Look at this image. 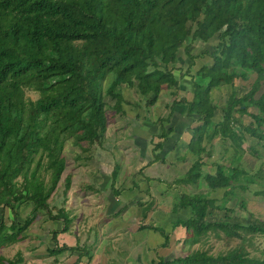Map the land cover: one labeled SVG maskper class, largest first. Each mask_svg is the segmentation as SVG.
<instances>
[{
  "label": "trees",
  "instance_id": "1",
  "mask_svg": "<svg viewBox=\"0 0 264 264\" xmlns=\"http://www.w3.org/2000/svg\"><path fill=\"white\" fill-rule=\"evenodd\" d=\"M211 38L216 39L207 52L212 62L202 63L192 76L190 99L181 95L169 104L170 109L184 104L185 115L197 121L187 141L188 149L197 156L178 181L203 179L210 189L225 188L226 195L236 186L244 188L254 182L261 186L257 191L264 192L259 167L246 169L240 162L246 134L260 139L264 146V90L258 93L264 82V0H0V212L7 207L12 215L8 222L0 216V246L17 239L30 222V213L39 209L50 219H59L60 230H67L69 214L63 206L49 205L47 198L64 167V141L71 139L81 146V141L92 144L103 137V78L107 76L104 92L113 97V107L120 108L123 101L115 91L122 83L137 87L145 103H153L161 85L178 87L174 65L180 50L189 66L194 58L189 50L192 41ZM249 72L255 75L247 90L240 95L230 90L219 105L220 119L213 121L217 105L211 88L221 81L246 79ZM181 75L184 73L179 72ZM25 88L35 90L37 96H25ZM250 105L256 111H249ZM234 112L248 114L253 122L243 124ZM166 118L156 122L162 140L172 130L171 126L164 128ZM210 123L213 127L207 133ZM216 134L228 139L229 161L217 160L212 170L204 169L202 154L210 156L208 142ZM159 147L161 142H155L152 158L162 161L154 152ZM247 149L259 156L252 144ZM116 170L113 163L109 186ZM68 183L65 177V187ZM21 201L32 203L23 220L15 211V204ZM151 203L141 208L142 216ZM171 208L189 209V215L172 223L184 228L190 242L209 231L240 238L248 233L264 234V220L251 212L244 223L220 215L210 219L208 215L215 209H234L208 192H180ZM139 227L156 230L163 238L161 245L167 244L162 227L151 223ZM57 231L50 230L51 239ZM53 242L50 254L67 248L73 251L64 242ZM21 260L18 250L11 257L0 254V264ZM151 264H264V258L249 256L239 243L214 254L195 248L169 259L159 255Z\"/></svg>",
  "mask_w": 264,
  "mask_h": 264
},
{
  "label": "rangeland",
  "instance_id": "2",
  "mask_svg": "<svg viewBox=\"0 0 264 264\" xmlns=\"http://www.w3.org/2000/svg\"><path fill=\"white\" fill-rule=\"evenodd\" d=\"M215 41V38L192 41L189 50L194 58L189 66L181 49L178 54L179 61L174 65L178 87L175 90L173 86L161 85L153 103H145L137 87L122 83L115 88L123 99L117 109L112 106L113 97L104 92L107 76L103 78V137L92 144L81 141V146L70 142L71 139L64 141V167L47 198L49 205L63 206L69 214L67 230H60L61 221L50 219L39 209L30 213V222L17 235V239L0 246V254L11 257L15 251H20L22 260L18 264H77L79 261L81 263L78 264H151L159 255L169 259L182 256L195 248L214 254L242 243L249 256L264 258V234L248 233L240 238L226 236L221 231H209L200 240L190 242L184 228L172 223L174 219L190 214L188 208L172 210V204L179 193L199 191L208 192L218 202L222 201L223 206L234 209L233 212L222 208L215 209L214 213L208 215L210 219L220 215L244 223L247 212H251L256 219L264 220V192H258L257 189L261 186L254 182L248 183L244 188L236 186L233 193L226 195L223 194L225 188L210 189L203 179L183 183L177 178L197 156L187 147L191 127L197 121L192 116L185 115L184 104H176L172 109L169 104L172 98L181 95L190 99L192 76L202 63L212 62L207 52ZM179 72L184 75L178 76ZM254 75L249 72L246 79L221 81L211 88L210 95L217 105L212 115L213 121L220 119L219 105L230 90H234L237 95L242 94ZM261 90H264V82L258 93ZM24 95L34 99L37 92L25 88ZM247 109L256 111L253 105ZM234 115L243 124L253 122L246 113L234 112ZM165 116L167 118L163 119L162 124L165 129L171 126L172 130L162 140L158 135L159 124L156 122L157 118ZM212 127L210 123L206 132H211ZM262 127L264 128V123ZM155 142H161V147L154 152L163 158L162 161L152 158ZM210 143L208 142L211 145V154L209 157L202 154V160L203 168L212 170L213 162L217 160L227 164L232 150L228 139H221L217 134L212 136ZM251 144L258 149V157L249 153L247 147ZM242 145L246 149L243 148L245 153L240 158L242 165L250 170L259 167L264 175V146L261 145V140L246 134ZM151 158L152 162L147 164ZM113 163L117 164V170L114 182L109 186ZM43 175L46 177L47 173L43 172ZM65 177L69 178L67 187L64 184ZM149 201H152L151 206L146 210V215L142 216L141 208H145ZM239 202L243 203L242 207L238 205ZM31 206L32 203L28 201L16 203V217L23 220L29 214ZM0 213L4 222H8L12 216L7 207H3ZM146 223L162 227L168 235L167 244L161 245L163 238L156 230L139 227ZM51 229L59 230L52 239ZM53 241L64 242L72 246L73 251L67 248L50 254L48 248L52 247ZM77 255L79 261L74 260Z\"/></svg>",
  "mask_w": 264,
  "mask_h": 264
},
{
  "label": "crops",
  "instance_id": "3",
  "mask_svg": "<svg viewBox=\"0 0 264 264\" xmlns=\"http://www.w3.org/2000/svg\"><path fill=\"white\" fill-rule=\"evenodd\" d=\"M74 260H78V261H79L80 259H79V258H78V259L75 258ZM74 260H73V261H74ZM73 261H72V262H73ZM72 262H71V263H72ZM78 263H81V261H79ZM78 263H77V264H78Z\"/></svg>",
  "mask_w": 264,
  "mask_h": 264
}]
</instances>
